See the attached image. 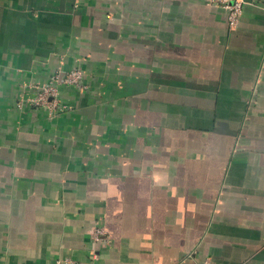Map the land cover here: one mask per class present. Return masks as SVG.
Instances as JSON below:
<instances>
[{"label":"crops","instance_id":"0c3cea01","mask_svg":"<svg viewBox=\"0 0 264 264\" xmlns=\"http://www.w3.org/2000/svg\"><path fill=\"white\" fill-rule=\"evenodd\" d=\"M0 264H264V0H0Z\"/></svg>","mask_w":264,"mask_h":264},{"label":"built area","instance_id":"2783aa9c","mask_svg":"<svg viewBox=\"0 0 264 264\" xmlns=\"http://www.w3.org/2000/svg\"><path fill=\"white\" fill-rule=\"evenodd\" d=\"M207 5L216 6L224 9L227 13V24L229 29L235 28L242 14L245 0H203ZM62 87H74L84 89V74L81 69L75 68L64 70L62 68L55 69L47 83L30 85L34 94L21 98L18 107L29 105L35 108H44L48 115H58L69 107L60 101V89ZM94 239L107 240L106 232L101 227H97L93 231Z\"/></svg>","mask_w":264,"mask_h":264},{"label":"water","instance_id":"95a60500","mask_svg":"<svg viewBox=\"0 0 264 264\" xmlns=\"http://www.w3.org/2000/svg\"><path fill=\"white\" fill-rule=\"evenodd\" d=\"M245 1H250V0H245Z\"/></svg>","mask_w":264,"mask_h":264}]
</instances>
